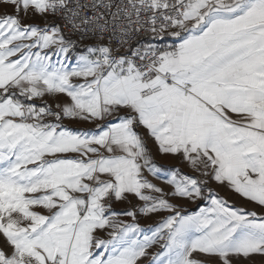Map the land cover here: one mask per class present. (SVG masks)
<instances>
[{
    "label": "snow or ice",
    "instance_id": "obj_1",
    "mask_svg": "<svg viewBox=\"0 0 264 264\" xmlns=\"http://www.w3.org/2000/svg\"><path fill=\"white\" fill-rule=\"evenodd\" d=\"M49 16L95 41L74 66L76 42ZM142 33L173 42L133 47ZM149 138L199 177L173 170L169 193L152 183ZM209 181L264 212V0H0V264H138L154 245V264L264 256V215ZM176 196L210 206L183 215ZM131 198L169 215L142 235L118 219L137 210L112 209Z\"/></svg>",
    "mask_w": 264,
    "mask_h": 264
},
{
    "label": "crops",
    "instance_id": "obj_2",
    "mask_svg": "<svg viewBox=\"0 0 264 264\" xmlns=\"http://www.w3.org/2000/svg\"><path fill=\"white\" fill-rule=\"evenodd\" d=\"M153 39V38H151ZM159 44L158 46H165L167 44H171L173 42L172 38L165 37L164 39L157 40ZM78 129L74 131L80 130H96V124L90 123L87 121H79L77 124ZM137 131L141 132L144 135H147L146 130L143 128H138ZM147 147L150 151V154L153 159V163L158 167L161 173L162 178H157L156 176L152 175L147 169L144 170V175L147 176L152 183L158 185L159 187L163 188L166 193L172 191L173 186L166 182V178L170 176L173 170H178L181 174H187L191 176L199 177V173L195 172L191 166L186 162L183 161L179 156H173L169 154H162L158 146L155 142L149 138L147 140ZM204 179V177H200ZM209 187L213 189L220 197H223L228 201L230 205H233L238 208H245L248 210H255L258 213L264 215V212H261L260 208L255 206L254 204L247 201L245 198L241 197L239 194L235 193L234 191L230 190L225 185H220L215 181H209ZM153 195H157L156 193H152ZM205 195H207V191H205ZM171 200L177 206V209L181 211L183 215H190L195 212H198L202 207L210 206V201L203 199V204L197 210H192V208L202 199L197 201H191L183 197H165ZM143 202L138 201L136 198H131V203L128 201H121V202H113L112 209L116 212H124L127 210H137V216L135 220L132 217L127 216H120L118 219L123 221L124 223H137L139 224L140 228L143 229L142 235H150V229L154 230L155 227L159 224V222L167 215L168 212H159L155 214H142L139 213L138 208L142 206ZM40 211H44L41 209ZM111 229H106L104 231H97L96 235L101 239H108V233ZM99 251V250H98ZM161 251L159 245H154L152 248L148 249L149 255L142 257L138 264H154L152 259V254ZM239 264H264V256H260L259 254H255L250 258H241L239 260Z\"/></svg>",
    "mask_w": 264,
    "mask_h": 264
},
{
    "label": "rangeland",
    "instance_id": "obj_3",
    "mask_svg": "<svg viewBox=\"0 0 264 264\" xmlns=\"http://www.w3.org/2000/svg\"><path fill=\"white\" fill-rule=\"evenodd\" d=\"M26 23H37L40 24L41 26H43L44 24V18L41 17H29L26 21ZM66 36V35H65ZM138 44H153V45H158L159 43L155 40V39H151L150 37H144L143 39H141L139 42L136 43V45L138 46ZM91 45V44H81L76 42V47L73 51H71L70 56H69V60H68V64L69 67L74 66L76 63V58L78 55L84 53L85 51V47ZM57 59L62 60L63 57H53V62L55 63L57 61ZM74 83L77 82H82V81H77V80H73ZM44 100L48 101V103L52 104L53 107H55V103L53 102V98L52 97H48L45 96L43 98ZM68 98L66 96H61L59 97V100L63 101V100H67ZM34 103L38 106V104H41L42 101L41 99L37 98L34 100ZM79 122V120H70V119H65L64 120V124L69 127L71 130H77L78 126L76 125ZM203 204V199L200 200L193 208L192 210H197L199 207H201ZM38 211H40L41 209H37ZM4 243V237L2 235H0V246H2Z\"/></svg>",
    "mask_w": 264,
    "mask_h": 264
},
{
    "label": "built area",
    "instance_id": "obj_4",
    "mask_svg": "<svg viewBox=\"0 0 264 264\" xmlns=\"http://www.w3.org/2000/svg\"><path fill=\"white\" fill-rule=\"evenodd\" d=\"M126 2H127V0H113L114 4H122V3H126ZM115 10H116L115 7H113L112 11H115ZM100 11H104V9H100ZM86 14L91 16L92 15L91 10H88ZM47 20L49 21V23L59 24L63 28L64 34L66 36H70L72 38H75L78 43H81V44H93V43H95V41L93 39H81L78 33L69 32L68 27L65 26L64 21H62L59 17L49 16V17H47ZM147 36L151 38V36L147 33H142L139 36L135 37L133 39L132 46L136 47L137 46L136 43L139 42L144 37H147ZM105 42H107V39L105 40ZM114 46H115V42H114ZM121 51H124V50H121Z\"/></svg>",
    "mask_w": 264,
    "mask_h": 264
},
{
    "label": "trees",
    "instance_id": "obj_5",
    "mask_svg": "<svg viewBox=\"0 0 264 264\" xmlns=\"http://www.w3.org/2000/svg\"><path fill=\"white\" fill-rule=\"evenodd\" d=\"M67 38H70V39H72V40H74L75 42H77V40L75 39V38H72V37H70V36H66ZM39 105H41V104H38V106Z\"/></svg>",
    "mask_w": 264,
    "mask_h": 264
}]
</instances>
